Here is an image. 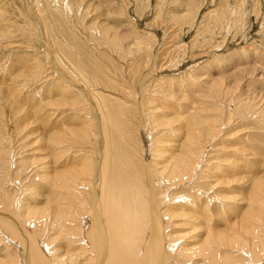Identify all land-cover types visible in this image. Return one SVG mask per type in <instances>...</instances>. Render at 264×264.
Segmentation results:
<instances>
[{"label": "bare ground", "instance_id": "bare-ground-1", "mask_svg": "<svg viewBox=\"0 0 264 264\" xmlns=\"http://www.w3.org/2000/svg\"><path fill=\"white\" fill-rule=\"evenodd\" d=\"M9 1L11 0H0V4L2 3L0 7L4 6V4L7 7ZM225 1L227 4V0ZM78 7L80 8V5H78ZM95 9L98 8L95 7ZM193 10L194 6L188 9L187 14L175 15L172 21L180 23L189 21L187 16H191ZM228 10L231 9L226 5L225 13H228ZM26 11L29 10L26 9ZM232 11L235 10L232 9ZM78 15L81 16L80 13ZM87 15L88 13H85V16ZM219 16L220 13L218 14L215 12L214 15L208 17H211L215 24L220 23L221 25V22L225 18L224 16ZM4 17L6 16H3V14L0 15V20H2V22H0V50L3 52L7 50L12 51V49L26 51L36 50V47L24 43L19 33V28L21 27H19L18 24L15 25L10 22L12 28H9L8 19L10 18L3 20ZM7 17L12 16L7 15ZM81 19L83 22L86 21L83 20V18ZM156 20L158 22L157 16ZM156 20L154 21L155 24ZM83 22L80 24V27L81 25L84 26L83 31L78 27L77 29L75 27L77 31H74L73 27L70 26V22H68L71 30H73L71 32L75 38L82 39V44L86 43L89 46V41L92 40L94 47L91 48L97 51L99 49L98 45H100L99 43H101L102 39V41L104 40V42H107L109 49L110 47L112 49L115 47L116 49V46H118L117 50L124 51L120 45L123 39L119 37L120 33L118 34V31L115 30L116 28L114 29L112 26L107 25L104 21L105 24H100L97 20L89 22L88 24H86L88 21ZM235 25L234 23L233 27ZM222 29L223 27L221 26L220 30ZM97 33L100 34L99 40H97ZM12 38L16 41H12ZM135 41L139 43L141 50L144 49L146 50V54H149V56L146 55V67L151 66L152 64H150V62H153L151 58H154L150 54V47L153 45L151 39L145 42L141 40ZM107 46L104 48H107ZM171 48L173 49L170 53L166 54L165 58L162 59L164 62L166 60L165 64L168 68L177 66L181 60L184 62L186 60V55L183 53L188 51L184 45L173 46L171 44L170 49ZM95 53L97 54V52ZM37 55L38 54L35 56L34 54L30 55L32 62L35 64H33L34 67H31V69L33 70L35 68L34 70L40 72L43 68V73L39 74L37 71L32 72L29 70L27 76H23L24 72L22 71L23 73L22 76L20 75V79H22L23 82L28 81L30 78L33 80H37L36 78H38L39 82L49 75L48 71L44 72L45 65L39 64V57H36ZM26 56L27 55H25V57ZM118 56L122 57L121 55ZM96 59L97 58H95V60ZM122 60L124 61L123 58H121L120 61ZM49 62L48 60L47 63ZM208 69L209 68L206 67V72L203 73H200L201 68L200 70L197 69V71L191 69V71L189 70L188 78L184 77V75L182 76L185 78L184 80L187 81L186 84L188 83L187 87L194 92V94H199L203 88L210 92L213 97L212 101L214 102H217L219 98L221 99L224 95L232 92L240 91V96L244 94L241 93L242 89H240V86L243 81L247 80H245V76H248L249 73L245 66L240 67L239 71L229 73V77L233 78V81L229 84L227 89H225L226 87L222 89L226 79L219 75L210 77L207 75ZM21 70L22 69H19V71ZM26 72L27 71H25V73ZM169 72L174 73L175 71L170 70ZM60 73L64 76L62 74L63 70H61ZM71 74H73V72ZM208 74L211 73L209 72ZM165 78L168 77H164V79L158 78V80L159 82L170 80ZM80 80L83 88L79 90L84 94V98L80 97V92L75 91L70 93L73 99L71 102L65 100L67 98L65 95V99H59L57 101L52 100L49 101L48 104L57 110H59V108H69L70 111H73L76 115L78 114L77 118H79L78 124H72L70 126L65 123L68 120L64 122L62 119H59V123L52 126L50 129L51 131L48 130L50 132H48L47 136L43 139L44 144L50 146L48 150L50 151L52 161L55 162V169H52L53 174H50L51 172L48 170L50 174L48 177L39 173L35 177L41 182L43 181V184L45 181L52 191V196L51 194H46L47 197H44L46 204L42 207L39 206L40 208L35 205L22 204V197L19 201L21 202L19 203V210L14 211L13 194L11 193L8 196L2 197L5 194L2 195L0 189V215L2 216L0 217V249L3 246L6 247L5 252L0 251V264H264V170L262 175V171L250 175L252 176L250 177L252 180L251 186L249 188V193L244 198H239L240 200H238L236 197L233 198L228 195L224 197L216 190L221 187L224 189L231 184L241 182L242 180L238 177L241 173L238 171H242L245 168L250 169L247 167L248 163L244 165L237 161L234 163L233 160H222V158L218 159L219 162L211 160L209 162L207 160V155H205L209 154L206 151L210 149L211 151L220 152L222 157H225L224 153H227L228 156L229 152L227 149L234 145L233 139L236 137L235 133V135L230 134V132L224 135L222 134V130L228 126V124L222 122L223 120L221 121L223 113L216 109L215 112H220V115L218 114V116H216L217 113L216 115L214 112L211 114L208 110L209 117H203L204 119L202 117L181 119L182 116L175 113L177 114L176 119L178 120L180 118L181 121V123L179 121L181 124L179 128L185 129L184 135H182L180 141H174L176 147H173L174 149L169 147L170 149L168 148V150L171 151H169L170 153H168V155H165V151L159 149V147L155 149L149 146L150 152L143 156V147L141 148V145L144 144L146 147V141L147 145L154 142L152 141L153 135L152 137L150 135L151 130L148 129L144 131L143 128L149 127L152 130L158 128L159 132L167 129V133L169 132V134H166V137L176 132L169 127L171 123H175V121H169L172 117L170 119L168 118V120L165 118H154L156 113H162V115H164V112H169V106L171 104L176 106L180 102L177 97L173 98V94L169 92L171 85L168 87L169 90L167 94L163 92V89L155 85L157 89L154 94H152L151 91V95H148L149 97H146L147 94H145L143 98L140 99L136 97L131 98L132 116H128V110L123 101V103H120L121 101L115 102V100H111V98H108L94 88L90 89V86L88 87L86 85L81 76ZM204 80H211L212 83L207 84V82H203ZM155 84L157 83L155 82ZM250 85L251 82L248 81L246 83L248 91H251L253 88L250 87ZM60 89L63 91L61 94L62 97H64V92L69 90L65 85L61 86ZM139 89H141V87ZM131 91L134 90L131 88ZM11 94L10 97L12 96ZM118 94L120 93L118 92ZM88 95L91 96V98H86ZM59 97L61 98V96ZM205 99L207 98L205 97ZM109 100L112 101V105H110V103L108 105ZM246 101L245 105L249 102L248 100ZM155 102H159V104L156 103V107L151 106L146 108L149 104ZM115 104L120 106L119 110H116ZM108 108L113 109L111 113L107 112ZM194 109H196V107H194ZM196 110H198V108ZM203 111H205V109ZM39 113H41V111H39ZM183 113L185 114V112ZM197 113L200 114V111L195 112L196 115ZM96 117L98 119H96ZM201 118L203 120H201ZM257 118L259 119L257 120L259 124H264V110L261 111L259 116L257 115ZM130 122L133 126L129 125ZM139 131L145 132L144 141L139 138ZM90 135L92 137H90ZM174 137L176 138V136ZM165 140L168 139L165 138ZM7 142H4L3 139L0 138V171H2L0 172V182L4 179L6 183H13L14 181L19 183L18 178H20L21 175L20 177H17L15 174L10 175L9 171L6 170L7 166L4 167L7 162L10 164L11 160L8 156L11 152L9 149L10 144L6 145ZM163 142L170 141H161L159 143L161 144ZM235 145H237V143H235ZM72 148H74V150L76 148L74 153H72ZM244 150H246V148L244 149L243 147L238 150L236 149L235 155L232 158L238 159L240 157V159L244 161L248 156L245 154L246 151ZM203 156L205 160H203ZM48 158L49 157H47V159ZM47 159H44L46 161H39V158V160L37 159V161L34 162L39 166V171L48 169L49 161ZM211 162L215 163L212 164ZM26 163L24 162V164ZM220 168L223 169V171L220 170V172L224 180L218 175ZM202 169H204L203 171H208V169L212 171L205 176L209 185V187L206 188H202L198 184V180L202 178L198 172ZM8 177H10V179ZM41 182L39 183L41 184ZM21 184L20 187L22 188ZM26 185H28V183ZM185 185H191V187L187 186V189L182 191L188 193V195H184L189 198L187 203L186 197H171L172 195L168 192L169 188L175 190L180 187H186ZM15 186L17 185L15 184ZM18 188L19 187H17V189ZM206 189L208 192L212 190L216 191L213 194L214 196L212 195V198L217 208L214 207L212 210H206L205 207L209 201H203L199 195L196 194L197 192H193V190H196L203 194H207L208 192L205 191ZM22 190H25L24 187ZM10 191L14 192V188L8 189L6 193ZM161 193L165 195L160 197ZM236 202L238 204H245L243 209L233 207ZM185 203L186 208L185 205H183ZM229 204L232 205L230 206ZM197 208L204 211V214L208 213L210 219H202V214L196 212ZM245 208L246 210H244ZM237 211L239 214L236 213ZM191 213L194 217L189 215ZM216 214L221 215L222 221L225 223V225H222L221 229L217 227L219 225V221L216 219L217 217H213L216 216ZM218 218L220 217L218 216ZM196 220L199 222L202 221L200 222L201 224H205V222L210 223L202 229L203 227L201 228L200 223H197ZM190 222L197 224L188 229L189 226L187 227V224H190ZM47 229L54 230L56 233V238L54 237L52 241H48V238L46 240L45 237L43 238V233H48ZM181 230H187L188 232L182 234L180 233ZM186 236L189 237L185 238ZM56 240L59 241L60 244L64 242L65 245H68L65 247L66 249L64 251L61 248H55L54 243L57 242ZM72 245H74L75 248L72 249ZM24 249L26 251H24ZM61 250L62 254L59 255ZM24 255H26V259Z\"/></svg>", "mask_w": 264, "mask_h": 264}, {"label": "rangeland", "instance_id": "rangeland-1", "mask_svg": "<svg viewBox=\"0 0 264 264\" xmlns=\"http://www.w3.org/2000/svg\"><path fill=\"white\" fill-rule=\"evenodd\" d=\"M227 2L228 3L226 4L225 0H11L7 4V7H10L7 8L5 4L4 6H1L0 15L3 14V16H6L3 20H7L8 18H10L8 19L9 28H12L10 26V22L15 25L18 24L19 27H21L19 28V33L21 34L24 43L36 47V50L29 51L12 49V51L7 50L3 52L0 50V120L2 121H0V138H2L4 142H7L8 140L6 145L10 144L9 149L11 151L8 155L9 159H11L10 164L7 162L4 167H8H6V170L9 171L10 175L15 174L17 177H20V175L22 177L18 178L19 183L16 181H14L13 183H6V180L4 181V179H2L3 182H0V189L2 195L5 194L2 197H5L6 195L8 196L11 193L13 194L14 211L19 210L20 208V198L23 197L22 204H30L31 206L35 205L36 207L40 208L46 204V200L44 199V197H47L46 194H51L52 192L45 181L43 184V181L41 182L37 179V177H35L38 173L48 177L50 176V174H53L52 169H55V162L52 161V158L50 157V151L48 150L50 146H46L43 142V139L45 136H47L48 132L51 131V127L59 123V119H62V121L64 122L68 120L65 123L66 125L70 126L72 124H78L79 118H77L78 114L76 115V113L70 111L69 108H59V110H57L53 106H49L48 104L49 101H57L59 99L62 100L65 99L66 96L67 98L65 100H68L67 102H71L73 101V99L70 93L75 91L80 92V97L84 98V94L80 91L83 88L82 84L80 83V76L84 79L86 85L88 87L90 86V89L94 88L98 92H101L103 95H106L108 98H111V100H115V102H124L126 104L125 107L128 110V116H132L131 98L136 97L140 99L143 98V95L145 94H147L146 97H149L148 95H151V91L152 94L155 93L157 89L155 85L160 89H163V92H166V94L170 89L169 92L175 95H172V97H177L179 99L178 101L180 102L176 106L172 104L169 106V112H164V115H162V113H156L154 115L155 119L165 118L166 120H168V118L170 119L172 117L169 121H175V123H171L169 127L171 129H174V132L176 131V134L171 133L172 136L169 135L166 137V134H169V132L167 133V129L159 132L158 128L155 130H152L149 127L143 128L144 131L148 129L151 130L150 135L151 137L153 135L152 141H154L150 145H147L146 141L145 144L147 148L144 146V144L141 145V148L143 147V156L145 154L147 155L150 152L149 146L150 148L153 147L155 149H158L156 147H159V149L165 151V155H168V153H170L169 151L171 150H168L169 147H176L174 141H180L182 135H184L185 129L179 128L181 126V121L180 118L178 120L176 119L177 114L175 113H178V115L182 116L183 118L181 117V119H191L192 117H209V111L211 114L212 112H214L216 115V109L221 111L223 113L221 121L223 120L222 122L224 124H228V126H226L222 130V134L224 135L229 132L230 134L235 133L236 137L233 139L234 145L227 149V151L229 152L228 156L227 153H224L226 158L222 157V155H220V152L211 151L210 149L206 151L209 154L205 155H207V160L209 162L210 160L217 162L219 158H222V160H233L234 163L237 161L244 165L248 163L247 167H249L250 169L245 168L242 171H238L239 173H241V175H239L238 177L243 181V183L241 181L231 184L224 189H222L221 187L220 189L216 190L220 192V195L224 197L228 195L233 198L236 197V199L238 200L244 198L249 193V188L251 186L252 180L250 177L252 176L250 175L257 174L260 171H262V175L264 170V124H259L257 121L259 120L257 118V115L259 116L261 111L264 110V0H227ZM78 5H80V8L78 7ZM226 5H228L231 9L228 10V13H225ZM193 6V13L191 14V16H187V18H189V21H184L182 23L172 21L175 15L185 13L187 14L188 9ZM95 7L98 9H95ZM26 9H28L29 11H26ZM232 9L235 11H232ZM215 12L218 14L220 13L219 17L224 16L225 18V22L223 20L221 22V25L220 23L215 24L214 20L211 19V17H208L210 15H214ZM79 13L81 16L78 15ZM85 13H88V15L85 16ZM7 15H11L12 17H7ZM156 16L158 17V22L156 20ZM81 18L88 21L86 24L97 20V22L100 24H105L104 22H106L107 25L112 26L114 29L116 28L115 30L118 31V34L120 33L119 37L124 40H122L120 44L124 51L117 50L118 46H116V49L115 47L113 49L110 47L109 49V47L107 46V42H104V40L102 41V39L101 43L98 42L100 45H98L99 49L97 51H94V49L92 50V48L94 47V43L92 42V40L89 41L90 44L88 43L90 47L85 42L84 43L86 45L82 44V39L75 38V36L71 32L73 30H71L70 27L72 26L74 31H77V27L83 31L84 26L81 25L80 27V24L83 22ZM155 20L156 24L154 22ZM67 21L70 22V26L68 25ZM0 22H2V20H0ZM234 23L236 25L233 27ZM221 26L223 27L222 30H220ZM99 35L100 34L97 33V40H99ZM148 39H151V42L153 43V45H151L150 47V54L152 55V57H154L151 58L153 61L150 62V64L152 65L149 67L151 68L146 67L147 56H149V54H146V50H141L139 43L135 41L141 40L142 42H145L148 41ZM12 41L16 40L12 38ZM171 44L173 46L184 45L186 50L188 51H186V53H183L184 55H186V60L184 62H182L181 60L179 64H177V66L168 68L165 64L166 60L164 62V60L162 59H164L166 54H169L173 49H170ZM106 46L107 48H104ZM95 52H97V54ZM32 54H34V56L38 54L36 57H39V64L45 65L44 72L48 71L49 75L44 77L42 81L39 82L38 78H36L37 80H33L30 78L28 79V81L23 82L22 79H20V75L22 76L23 72V76H27L29 70H31L32 72L37 71L34 70L35 68L33 70L31 69V67H34L35 65L32 62V58L30 56ZM116 54L121 55L122 57H119ZM25 55L27 56L25 57ZM95 58L97 59L95 60ZM121 58H123L124 61H120ZM48 60L50 61L49 63H47ZM242 66H245V68L249 71L248 76H245V80H247L243 81L242 85L240 86V89H242L241 93L244 94L240 96V91L237 92L235 90L236 92L224 95L221 98L222 100L219 98L217 102L212 101L213 97L211 96L210 92L203 88L201 90L202 92L200 91L199 94H194V92H192L187 87L188 83L186 84L187 81L184 80L185 78L182 77L184 75V77L188 78L189 70L191 71V69L197 71V69L200 70L201 68L200 73H203L206 72L205 68L208 67L210 70L208 69L207 75H209L210 77H216L219 75L220 77L225 78L226 81L224 82V86L222 87V89L224 87H226L225 89H227L229 87V84L233 81V78L229 77V73L233 71H239L240 67ZM159 68L161 69L158 70ZM19 69L22 70L19 71ZM61 70H63L62 74L65 76V78L61 75ZM170 70L175 72L170 73ZM25 71L27 72L25 73ZM65 71L69 73H66ZM72 72L73 74H71ZM209 72L211 74H208ZM37 73H43V68L42 71H37ZM163 76L168 77L165 79L170 80H163L159 82L158 78L164 79ZM248 81L251 82L250 87H253L251 91H248L246 87V83ZM155 82L157 84H155ZM203 82H207V84L212 83L211 80H204ZM64 85L67 86L69 90L65 91L64 97H62L61 94L63 93V91H61L60 87ZM169 85H171V87ZM140 87L141 89H139ZM168 87L170 88L168 89ZM131 88L134 91H131ZM8 92L10 94L12 93L11 97ZM118 92L120 94H118ZM59 96H61V98ZM205 97L207 99H205ZM86 98H91V96L88 95V97ZM111 100L108 101V105L109 103L110 105H112ZM246 100H248L249 102L245 105V102H247ZM193 102L196 103V106ZM156 103L159 104V102H155L149 104V106L146 108H149L151 106L156 107ZM115 107L116 110H119L120 106L118 104H115ZM194 107H196V109L198 108V110L194 109ZM204 109L205 111H203ZM112 110V108H108L107 112L111 113ZM39 111H41V113H39ZM196 111H200V114L197 113L196 115ZM181 112H185V114L183 113L184 116ZM218 114L220 115V112L217 113L216 116H218ZM202 118L201 120L204 119ZM96 119L98 118L96 117ZM129 120L132 121L131 119ZM129 125L133 126L131 122ZM144 131L138 132V136L142 141L145 140L144 135L146 134H144ZM178 132L181 133L179 134ZM173 135L176 136V138ZM90 137L92 136L90 135ZM165 138L168 140H165ZM161 141L170 142H163L160 144L159 142ZM235 143H237V145H235ZM241 147H243L244 149L246 148V150L244 151H246L245 154L248 155L247 158L244 161L241 160L240 157L238 159H233L232 157L235 155V150H238ZM71 150L72 153H74L76 148L75 150L74 148H72ZM204 156L203 160H205ZM47 157H49L50 160L49 158L47 159ZM36 158L38 160L40 158L39 161L47 159L49 161L48 169H42V171H39V166L36 165L37 163H34L37 161ZM24 162H27L28 164H24ZM211 163L213 164L215 162ZM48 170L51 172L50 174ZM203 170L204 169L198 172L200 173V176H202L201 180H198V184L202 188H206L209 187V185L207 183L208 180L205 176L207 175V173L212 171H210L209 169L208 171ZM220 170L223 171V169L220 168L218 171V175L221 179H223L224 177L222 176ZM8 178L10 179V177ZM39 182H41V184ZM27 183L28 185H26ZM15 184L17 186H15ZM20 184L22 188L24 187L25 192L20 187ZM185 186L186 187H180L175 190L173 188H169L171 190L168 189V192L172 195L171 197H186L184 195H188V193H184L182 191H185L187 189V186L191 187V185ZM17 187L19 188L17 189ZM12 188H14V192L10 191L6 193L8 189ZM205 191L208 192L207 189ZM216 191L212 190L207 194H203L199 191L193 190L194 193L197 192L196 194H198L203 201H209L205 207L206 210H212L214 209V207L217 208L214 203V199L212 198V195ZM162 195L165 194L161 193L160 197H162ZM187 201H189L188 197H186V203ZM186 203L183 204L185 205V208ZM229 205L231 206L232 204ZM244 205L245 204H238L236 202L233 207L243 209ZM244 210H246V208ZM196 212L202 214V219L204 220H206V218H209L208 213L204 214V211L199 208L196 209ZM236 213L239 214L238 211ZM189 215H191V217H194L192 213ZM218 216L220 218H218ZM0 217L2 216L0 215ZM213 217H217L216 219L219 221V225H221H218L217 227L218 229H221L222 225H225V223H223L222 221V216L216 214V216ZM196 222L200 223L202 221L199 222L198 220H196ZM197 223H188V229L191 226L194 227ZM209 223H200V227H203L202 229H204L205 226H208ZM50 230L51 229H47L48 233H43V238L45 237V240L48 238V241H52L56 236L55 231L51 230L50 232ZM187 230H181L180 233L185 234L188 232ZM187 237L189 236H186L185 238ZM54 246L55 248H61L64 251L66 249L65 247H67L68 245H65L64 242H61L60 244V242L57 241L54 243ZM5 248V246L1 247L0 251L5 252ZM71 248H75L74 245H72ZM62 250L60 251L61 253L59 255L62 254ZM24 251L26 250L24 249ZM24 258L26 259V255H24Z\"/></svg>", "mask_w": 264, "mask_h": 264}]
</instances>
